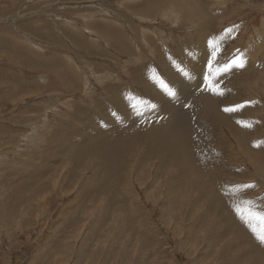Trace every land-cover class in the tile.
<instances>
[{"label": "rangeland", "instance_id": "rangeland-1", "mask_svg": "<svg viewBox=\"0 0 264 264\" xmlns=\"http://www.w3.org/2000/svg\"><path fill=\"white\" fill-rule=\"evenodd\" d=\"M263 183L264 0H0V264H264Z\"/></svg>", "mask_w": 264, "mask_h": 264}, {"label": "snow or ice", "instance_id": "snow-or-ice-1", "mask_svg": "<svg viewBox=\"0 0 264 264\" xmlns=\"http://www.w3.org/2000/svg\"><path fill=\"white\" fill-rule=\"evenodd\" d=\"M209 46L212 48L211 58L207 61L208 75L205 76V80L209 82V90L214 91L219 95H223V92L215 87V83H218V77L231 72L234 68H244L245 67V59L242 54H240L239 50H237V54L231 56L225 63L222 65L219 64V57L223 54V49H221L217 44L213 41H209ZM178 70L183 73L184 76L189 77L190 74L184 68L178 66ZM160 86L164 91L172 97L176 96V92L172 87L169 86L167 82L163 79L159 81ZM243 107V105H237L234 108H225V111H235L238 108ZM245 189L252 188L254 185L248 184L243 186ZM237 212H240V209L237 208ZM251 216H257L261 221H264V214L261 213H250ZM251 226V225H250ZM253 232H256V228H252ZM259 240L264 243V229H261L257 232Z\"/></svg>", "mask_w": 264, "mask_h": 264}, {"label": "bare ground", "instance_id": "bare-ground-1", "mask_svg": "<svg viewBox=\"0 0 264 264\" xmlns=\"http://www.w3.org/2000/svg\"><path fill=\"white\" fill-rule=\"evenodd\" d=\"M186 5V4H185ZM186 6H188V4L186 5ZM26 16V15H25ZM35 33V32H34ZM32 35V34H31ZM16 61V60H15ZM184 76V75H183ZM184 79L187 81V82H189L190 83V80L188 79V77H186V76H184ZM178 87H179V85H178ZM204 99H206V98H204ZM203 99V100H204ZM205 102H206V100H204ZM200 108H201V105H200ZM101 133V131H98V134H100ZM111 135V134H110ZM119 137V136H118ZM153 136H151V138H152ZM115 138V137H114ZM154 139V138H153ZM156 139V138H155ZM159 139V138H158ZM176 138L174 137V136H171V135H169V134H165L164 135V138H163V141H165V144L166 145H164V142L162 143V146H160V147H158L157 146V144L159 143V142H157V144L155 145V147L157 148V153H160L161 154V152H160V148H162L164 151H166V154L168 153V152H170V149L171 148H173L174 150H175V144H174V142H176ZM158 141V140H157ZM169 141H170V143H171V145H169ZM131 142V141H130ZM93 144V143H92ZM184 144H186V143H184ZM187 145H189V144H187ZM129 146V145H128ZM172 146V147H171ZM90 147V146H89ZM179 147V146H178ZM178 147H177V150H178ZM85 148V147H84ZM86 148H87V146H86ZM111 150H113L112 148H110ZM166 149V150H165ZM184 149V148H183ZM189 150L191 149V148H188ZM80 150V149H79ZM85 150V149H84ZM93 150H94V148H93ZM121 150V149H120ZM208 150V149H207ZM180 151V150H179ZM79 152V151H78ZM155 152H156V150H155ZM163 152V151H162ZM172 152V151H171ZM173 153V152H172ZM175 153V152H174ZM194 153V152H193ZM191 155H193L192 154V152H191V154L189 155V156H191ZM195 155V154H194ZM211 156V155H210ZM176 157H178V156H176ZM209 157V156H208ZM212 157V156H211ZM114 158H116V157H114ZM182 158V157H181ZM192 158H195V159H193L192 161H190V164L193 166V171L194 172H196L197 174H199L198 173V167H197V165L196 164H199L198 163V160L199 159H197V156H192ZM134 159V158H133ZM113 160V159H112ZM177 160V159H176ZM179 160H181L180 158H179ZM185 160V159H184ZM190 160V159H189ZM106 161V160H105ZM109 161H111V160H109ZM178 161V160H177ZM177 161H176V163H177ZM183 161V160H182ZM107 162V161H106ZM187 162V161H186ZM178 163H180V162H178ZM183 163V162H182ZM181 164V163H180ZM179 164V165H180ZM104 165H106V164H104ZM182 165V164H181ZM213 165V164H212ZM189 166V165H188ZM104 167V166H103ZM191 167V166H190ZM191 169V168H190ZM192 170V169H191ZM214 170V169H213ZM212 170V171H213ZM215 171V170H214ZM200 172V171H199ZM204 173V172H203ZM214 174V173H213ZM198 176V175H197ZM213 177H215V176H213ZM216 178V177H215ZM200 179V178H199ZM203 179V178H202ZM201 179V180H202ZM200 180H198V182H199ZM214 181V180H213ZM216 182V181H215ZM199 183H201V182H199ZM217 183V182H216ZM220 183V182H219ZM264 184V183H263ZM228 191V190H227ZM226 195V194H225ZM171 196V195H170ZM224 201V200H223ZM232 210V209H231ZM231 210H229V211H231ZM232 212V211H231ZM232 214V213H231ZM241 214H242V212H241ZM233 215V214H232ZM241 218V220H243V221H241L240 219H237V218H235V217H231L230 219L234 222V223H238V221H240L241 222V224L242 225H245L244 223H247V222H245V221H248V216H244V217H240ZM252 219H253V217H251ZM250 220V219H249ZM218 223H219V221H218ZM258 237V236H257ZM224 253V252H223ZM224 254H226V253H224ZM225 256H227V254L225 255ZM255 256V255H254ZM255 259H257V256L255 257ZM233 263H236V261H234ZM257 264H258V262H257Z\"/></svg>", "mask_w": 264, "mask_h": 264}]
</instances>
